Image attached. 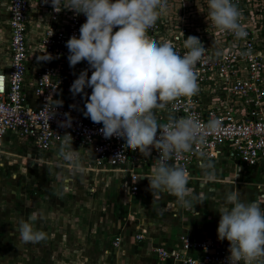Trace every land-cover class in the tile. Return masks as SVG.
Instances as JSON below:
<instances>
[{
  "label": "built area",
  "instance_id": "obj_1",
  "mask_svg": "<svg viewBox=\"0 0 264 264\" xmlns=\"http://www.w3.org/2000/svg\"><path fill=\"white\" fill-rule=\"evenodd\" d=\"M200 2L196 10L181 3L176 20L163 11L149 29L151 38L174 44L181 54L188 35L199 37L206 48L204 60L196 67L198 94L154 111L160 124L181 117L196 118L201 128L212 119L221 122L214 132H205L203 145L195 144L192 151L173 156L170 163L187 172L194 160H212L224 152L251 168L264 163V0H233L247 32L243 39L217 29L209 19L207 0ZM85 19L70 10L55 13L42 0H0V137L12 133L26 138L38 152H59L70 134L72 147L85 149L100 169L124 170L139 161L155 166L157 150L145 158L128 149L123 138H105L102 125L83 115L86 97L70 92L72 82L88 65L81 62L70 68L65 42L79 35ZM46 52L51 60L43 59ZM85 92L90 94L91 89ZM58 101L62 106L55 109ZM65 114L71 118L70 127L59 126ZM126 172L127 193L134 194L138 174L131 167ZM117 243L115 238L113 245ZM152 251L154 264H228L229 256L227 240L193 239L187 234L178 236L176 247L160 244Z\"/></svg>",
  "mask_w": 264,
  "mask_h": 264
},
{
  "label": "clouds",
  "instance_id": "obj_2",
  "mask_svg": "<svg viewBox=\"0 0 264 264\" xmlns=\"http://www.w3.org/2000/svg\"><path fill=\"white\" fill-rule=\"evenodd\" d=\"M42 2L50 3L55 13L70 10L75 16L86 17L79 35L73 34L65 42L69 67L81 62L88 65L70 86L73 96L86 97L83 115L102 125L100 132L105 138H123L128 149L145 158L157 150L159 156L151 173L137 179L146 178L152 194L166 192L176 198L180 207L194 212V205H202L205 196L189 187L190 174L170 160L192 151L195 144L203 145L205 132H214L221 122L212 119L201 128L196 118L181 117L160 124L154 110L163 109L180 97L198 94L196 67L205 58L203 42L188 35L183 43L186 51L181 54L174 44L150 37L149 29L167 10V0ZM207 3L209 19L217 29L232 33L237 39L246 38L240 22L242 13L233 0ZM46 53L43 59L51 60L52 55ZM86 88L91 89L90 94ZM57 106H62V101L55 103V109ZM54 115L55 111L49 118ZM65 115L60 127L71 126V118ZM58 158L72 164L73 171L79 169L80 157L72 148L70 134L61 145ZM202 169L206 180H214L211 164H202ZM229 182L235 184V178ZM240 196L237 188L229 190L225 201L228 206L218 211L217 239L228 241V264H264V207L255 201L244 202ZM39 217V213L32 212L27 220L20 221L18 231L23 243L38 244L47 239V233L35 227Z\"/></svg>",
  "mask_w": 264,
  "mask_h": 264
},
{
  "label": "rangeland",
  "instance_id": "obj_3",
  "mask_svg": "<svg viewBox=\"0 0 264 264\" xmlns=\"http://www.w3.org/2000/svg\"><path fill=\"white\" fill-rule=\"evenodd\" d=\"M167 3L165 13L175 20L182 9L181 3L195 10L201 6L200 0H167ZM0 56L2 59L3 55ZM3 142L0 140V260L11 254L19 258L23 253L39 255L43 244L50 246L53 264L62 261L66 264L71 256L85 252L95 258L104 257L106 252L101 250V243L107 240L109 247L117 248L119 235L128 229L132 232L136 229L132 238L139 241L152 224L170 223L165 212L170 213L169 206H179L176 198L166 192L152 194L146 178L142 179V193L128 194V181L124 186L113 173L123 170L95 168L85 149L72 147L80 157V167L73 171L72 164L58 158V151L38 152L28 146V141L24 145L18 140L8 146ZM108 178L113 180L109 182ZM191 180L189 187L205 196L202 205H194L195 213L200 209L217 212L228 206L225 201L229 190H233V183L229 182L233 180V170L226 174L216 172L214 180L205 183ZM212 183H220V189L215 187V192L214 186H209ZM140 208L149 211L146 217H138ZM32 212L40 214L35 227L46 232L47 239L25 244L19 237V223ZM90 222L97 223V227L90 229ZM107 229L111 232H106ZM137 235L141 238H136ZM115 238L117 245H113ZM0 264L5 263L0 261Z\"/></svg>",
  "mask_w": 264,
  "mask_h": 264
},
{
  "label": "crops",
  "instance_id": "obj_4",
  "mask_svg": "<svg viewBox=\"0 0 264 264\" xmlns=\"http://www.w3.org/2000/svg\"><path fill=\"white\" fill-rule=\"evenodd\" d=\"M0 140H3V143L7 144V146L8 144L17 142L18 140L22 141L24 145L25 143H27L26 138L18 137L12 133H6L2 137H0ZM28 144V146L32 150H35L30 145V143ZM89 159L91 160L90 157ZM205 163L211 164L214 167L215 173L218 172L220 174H226L233 170V179L235 178L233 189L237 188L239 190L241 194V200L244 202L255 201L257 203H260L261 206L264 207V163L258 164L251 168H245L240 164L235 156L232 157L222 152L212 160H194L189 165L187 170V173H189L191 177L190 180L192 179L191 182L201 180L203 181V183H205L206 179L203 175H200L203 172L202 164ZM91 164L95 168H98L92 163V160ZM130 167L133 172L137 173L138 176H140L142 174L148 175L153 165L139 161L135 165L132 164L130 166V164H127V166L123 167L124 170L121 171V173L113 172L118 176V178H120L122 184L124 183V186L127 183L126 170ZM110 179L112 178H108L109 182L111 181ZM142 182V179H138V189L134 194L143 192ZM218 185L221 186L220 183L216 185H214L213 183L209 184V186H214L213 189L215 192L217 191L216 188L220 189ZM208 194H211V192H208ZM144 200L145 199H142V201ZM169 211V214L165 212L164 215L167 218L169 217L170 219L168 218L167 220H170L171 222L165 223V225L159 223L152 224V226L147 229L146 233L143 236V239L139 241L133 240L132 233L136 232V229L135 231L133 230V232L132 230L128 229L126 232H121V234L119 235L120 241L117 248L109 247V242L107 240L101 243V250H105V252L107 253H105L104 257L102 256L95 258L93 256H90L91 254H87L85 252V255L76 254L71 256L67 260L68 263L66 264H154L155 256L152 248L160 244L166 247H176L178 245V236L180 234H187L193 239L211 238L217 236L216 229L220 218L218 212L219 210L217 212H213V210L210 209H200L197 214V212L192 213L191 211H188L180 206H177L176 208H173V206H169ZM147 213H149V211L140 208L138 210V217H146L145 215ZM89 224L91 226L88 225V227H90V229L92 230L97 227V223L95 222H90ZM115 227L116 226H114L113 229H115ZM107 231L111 232L110 229H107L106 232ZM43 245L44 246H42L39 255L31 256L29 253H23V255H21V257L19 258L17 254H11L7 255L4 260L1 259L0 261H3L5 264H53L54 258L50 257V246L46 244ZM71 247L73 250V246ZM105 247L107 248V250ZM59 259L60 258H58V260ZM60 264H65V262L62 261L60 262Z\"/></svg>",
  "mask_w": 264,
  "mask_h": 264
}]
</instances>
